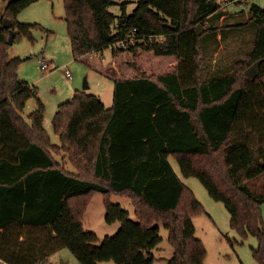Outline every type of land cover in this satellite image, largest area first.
Wrapping results in <instances>:
<instances>
[{"label": "trees", "instance_id": "16d2710c", "mask_svg": "<svg viewBox=\"0 0 264 264\" xmlns=\"http://www.w3.org/2000/svg\"><path fill=\"white\" fill-rule=\"evenodd\" d=\"M0 1L6 2L0 23L2 261L46 264L66 247L81 264H154L162 224L175 251L167 264H205L207 250L192 220L205 209L175 172L174 157L183 177L198 178L224 203L235 231L257 237L253 255L264 264V195L249 185L264 175V8L251 9L249 61L238 60L232 73L204 81L202 38L216 34L213 18L225 16L215 0H139L132 14L124 10L118 19L109 11L114 0H64L74 58L113 81L115 89L112 108L79 91L61 104L53 120L61 141L56 145L44 127L37 89L19 75L27 59L8 53L12 35L14 43L23 37L34 43L32 30L42 28L18 20L34 0ZM129 38L134 43L114 49L109 64L96 58ZM259 60L258 76L246 77ZM32 98L37 108L26 118ZM250 133L257 136L253 145ZM98 193L106 222L121 223L102 242L83 226ZM113 196L131 200L135 221Z\"/></svg>", "mask_w": 264, "mask_h": 264}, {"label": "rangeland", "instance_id": "374dc122", "mask_svg": "<svg viewBox=\"0 0 264 264\" xmlns=\"http://www.w3.org/2000/svg\"><path fill=\"white\" fill-rule=\"evenodd\" d=\"M215 1L221 6L225 16L220 19L213 18L211 25L216 27V34L211 32L202 38L204 53L207 57L206 69L201 73L204 81L232 73L234 63L238 60L249 61L255 30V25L249 22L252 17L251 9L254 5L264 8V0ZM114 2L115 4L110 6L109 11L118 19L123 15L124 10L126 14H132L139 0H114ZM5 7L6 2L0 1V23H3L2 14ZM18 20L21 23L39 24L42 27L32 30L35 38L34 43L23 37L10 47L8 53L11 58L27 59L21 64L19 75L37 89V98L45 106L44 127L51 142L60 145V138L53 127V120L59 106L70 101L79 91L97 96L106 108H112L114 104V82L90 69L84 61L74 58L66 22L64 0H34L32 5L20 12ZM247 22L249 24L246 25V29L243 30L240 38L242 43L238 46V35L232 34L235 27L230 26ZM96 56L104 65H107L114 58L113 49L106 48ZM42 59H45L53 68L49 71H43L40 63ZM219 65L223 67L218 68ZM66 66H69L72 71L73 80L66 77L64 71ZM215 69L216 71H214ZM85 83L89 86L87 90L84 89ZM37 98L29 100L24 113L26 118L37 108ZM241 128H244V125ZM249 136L250 144L253 145L257 136L253 133H250ZM170 162L183 183L191 189L198 202L205 209V213L194 216L192 219L196 228V237L203 242L207 250L205 264H259L253 255V250L257 249L259 245L257 237L252 235L243 237L235 231L231 226V215L224 203L215 201L198 178L183 177L180 166L174 157H170ZM69 168L73 170L71 166ZM249 185L255 193L264 195V175ZM111 201L121 205L129 212L130 218L136 220L135 209L130 199L113 196ZM261 211L264 223V203L261 205ZM105 216L104 196L98 193L87 208L83 218V226L86 231L94 232L101 242L105 237L116 235L121 228L119 222L108 224ZM158 226L162 241L154 250L157 258L154 264H167L173 258L175 251L169 242V230L162 224H158ZM27 233L28 230L25 229L23 233L25 239ZM33 237L35 239L40 238L41 230ZM46 264L81 263L68 248L63 247L52 254ZM100 264L116 263L102 262Z\"/></svg>", "mask_w": 264, "mask_h": 264}, {"label": "built area", "instance_id": "2783aa9c", "mask_svg": "<svg viewBox=\"0 0 264 264\" xmlns=\"http://www.w3.org/2000/svg\"><path fill=\"white\" fill-rule=\"evenodd\" d=\"M128 42L131 44L134 43V40L132 38H129V39H125V40H119L115 43H113L110 48H112L113 50L114 49H128L129 48V45H128ZM40 63H41V69L43 71H49L50 69H52L53 67L44 59L40 60ZM65 74H66V77L70 80H73V73L72 71L70 70L69 66H66L65 67Z\"/></svg>", "mask_w": 264, "mask_h": 264}, {"label": "water", "instance_id": "95a60500", "mask_svg": "<svg viewBox=\"0 0 264 264\" xmlns=\"http://www.w3.org/2000/svg\"><path fill=\"white\" fill-rule=\"evenodd\" d=\"M6 26L9 28L11 27V23L6 21L5 22ZM167 26L169 28H171L174 31L178 30V27L176 26H172L171 24H167ZM10 45L14 44V35L11 36L10 41H9ZM262 63V60H259L257 62H255L252 66H250L246 71H245V76L250 78V79H255L258 76V71H259V66ZM84 89L87 90L89 89V86L87 83H85Z\"/></svg>", "mask_w": 264, "mask_h": 264}, {"label": "crops", "instance_id": "0c3cea01", "mask_svg": "<svg viewBox=\"0 0 264 264\" xmlns=\"http://www.w3.org/2000/svg\"><path fill=\"white\" fill-rule=\"evenodd\" d=\"M235 29H236V28H235ZM235 29L232 30V34H234V35H238V39H239V40L237 39V41H238V42H237V45L239 46V45H241V43H242V39L240 40V38H241V35L243 34V30L246 29V26H245V27H239L238 30H235ZM234 30H235V31H234ZM240 32H241V34H240ZM235 33H236V34H235ZM254 38H255V30H254ZM239 41H240V42H239ZM250 41H251V40H250ZM253 41H254V40H253ZM219 51H220V49H219ZM44 60H45V59H44ZM222 67H223V66H221V65L218 66V68H222ZM214 71H216V69H215ZM24 239H25L24 237H21L20 241L23 242ZM38 239H39V238H38ZM49 258H50V257H49ZM49 258H48V259H49ZM0 263H1V264H7V263H5L4 261H2L1 259H0Z\"/></svg>", "mask_w": 264, "mask_h": 264}]
</instances>
